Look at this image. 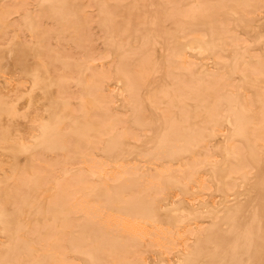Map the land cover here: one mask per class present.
I'll return each mask as SVG.
<instances>
[{
	"label": "bare ground",
	"instance_id": "obj_1",
	"mask_svg": "<svg viewBox=\"0 0 264 264\" xmlns=\"http://www.w3.org/2000/svg\"><path fill=\"white\" fill-rule=\"evenodd\" d=\"M0 264H264V0H0Z\"/></svg>",
	"mask_w": 264,
	"mask_h": 264
},
{
	"label": "rangeland",
	"instance_id": "obj_2",
	"mask_svg": "<svg viewBox=\"0 0 264 264\" xmlns=\"http://www.w3.org/2000/svg\"><path fill=\"white\" fill-rule=\"evenodd\" d=\"M108 57H109V52L108 51H106V50H104L102 48H97L95 50L94 58L92 59L91 66L92 67H101L102 64H104L105 61L108 59ZM112 86H113L112 93H114L115 90H116V85L112 84ZM116 102H117V99H116ZM78 166L79 165H76L75 167H78ZM78 171L81 174H85L88 177H90L92 175L91 170L80 169ZM72 189L75 190V192L71 195V200L74 201V202L78 199L77 197L82 198L83 195H85V190L80 189L79 187H72ZM72 189H70V190L73 191Z\"/></svg>",
	"mask_w": 264,
	"mask_h": 264
}]
</instances>
